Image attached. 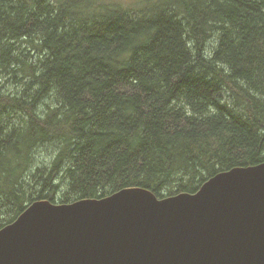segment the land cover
Here are the masks:
<instances>
[{
	"label": "trees",
	"instance_id": "trees-1",
	"mask_svg": "<svg viewBox=\"0 0 264 264\" xmlns=\"http://www.w3.org/2000/svg\"><path fill=\"white\" fill-rule=\"evenodd\" d=\"M106 1L0 0V228L264 163V0Z\"/></svg>",
	"mask_w": 264,
	"mask_h": 264
},
{
	"label": "water",
	"instance_id": "water-1",
	"mask_svg": "<svg viewBox=\"0 0 264 264\" xmlns=\"http://www.w3.org/2000/svg\"><path fill=\"white\" fill-rule=\"evenodd\" d=\"M0 264H264V163L163 198L36 200L0 228Z\"/></svg>",
	"mask_w": 264,
	"mask_h": 264
},
{
	"label": "rangeland",
	"instance_id": "rangeland-1",
	"mask_svg": "<svg viewBox=\"0 0 264 264\" xmlns=\"http://www.w3.org/2000/svg\"><path fill=\"white\" fill-rule=\"evenodd\" d=\"M136 1L137 0H109V1H106V2L107 3H109V2L115 3L116 2V3L123 4V5H134V6L138 7L139 6V2L136 3V4H133ZM138 10H139V8H138ZM214 41H215V37L210 39V41L208 43L209 44V48L214 45ZM9 87L14 88V86H12L11 83H9L8 80H6V76L0 72V88H2L4 92H10Z\"/></svg>",
	"mask_w": 264,
	"mask_h": 264
}]
</instances>
